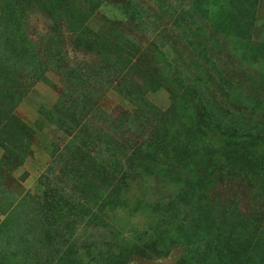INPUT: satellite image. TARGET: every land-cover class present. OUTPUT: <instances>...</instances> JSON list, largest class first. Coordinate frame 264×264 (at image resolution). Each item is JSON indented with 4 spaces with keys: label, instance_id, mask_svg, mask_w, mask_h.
Returning a JSON list of instances; mask_svg holds the SVG:
<instances>
[{
    "label": "rangeland",
    "instance_id": "obj_1",
    "mask_svg": "<svg viewBox=\"0 0 264 264\" xmlns=\"http://www.w3.org/2000/svg\"><path fill=\"white\" fill-rule=\"evenodd\" d=\"M60 1L62 5L57 0L30 5L29 0H0V264H72L71 254L84 253L95 239L101 245L98 224L124 240L129 254L124 264H178L182 259L189 264L184 258L188 246L177 231L181 204L174 202L172 217L164 215L181 187L178 180L172 177L174 183L167 187L156 179L149 193L144 185H129L126 205L111 202L104 211L99 207L112 187L104 185L97 200L88 181L102 174L101 166L117 167V184L128 168L127 157L154 142L151 132L162 129L161 119H169L176 106L181 115L199 123L198 93L213 97L220 110L234 112L223 101L226 74L240 85L236 110L264 131V0H258L250 42L207 26L211 61L186 45L183 36H193L180 23L181 1L164 0L176 10L160 17L157 0H138L143 9L136 20L130 18L125 0H103L97 8L86 0ZM53 7L63 8L58 23ZM79 36L118 42L122 49L108 55L116 63L105 61L104 51L79 44ZM248 45L250 64L244 60ZM66 66L74 69L71 75ZM70 76H78L80 85ZM125 82H133L144 98L138 101L120 91ZM142 100L148 102L145 110ZM198 123L191 134L185 129V142L199 147L204 140L209 158L220 152L224 160L226 150L219 146L218 135L206 147V130ZM234 166L206 184V202L212 204L220 228L228 231L237 223L235 234L250 242L264 234V170H254L249 180L237 174L238 160ZM153 190L163 200V210L135 206L145 195L151 203ZM94 195L86 215L82 209ZM231 201L237 205L227 211ZM165 217L170 218L168 227L160 224ZM77 218L86 220L72 225ZM89 218H95L94 229L86 226ZM246 221L249 226L244 228L240 224ZM93 264L108 263L103 258ZM256 264H264V255Z\"/></svg>",
    "mask_w": 264,
    "mask_h": 264
},
{
    "label": "trees",
    "instance_id": "obj_2",
    "mask_svg": "<svg viewBox=\"0 0 264 264\" xmlns=\"http://www.w3.org/2000/svg\"><path fill=\"white\" fill-rule=\"evenodd\" d=\"M29 1L31 2L30 5H32V2H39L40 0ZM86 1L92 3L93 7L97 8L103 0ZM178 1L184 4L180 15L182 20L180 23L188 26L185 27V34L189 33L193 36V39H190L189 36H183L186 45L192 47L205 60L206 57H209L210 61L212 60L208 55V47L206 45L207 40L210 39L207 30L209 24L212 27L214 26L216 31H219L221 34H233L242 37L247 42L251 41L250 32L255 22L258 0ZM57 2H60L57 3L58 5H62L60 0H57ZM157 2L163 12L160 14V17L166 15L169 9L176 10V7L167 3V1L157 0ZM125 3L130 18L132 20L139 18L143 9L139 1L125 0ZM39 6L47 8L44 4H40ZM55 10H58L57 15L54 17L56 23H58L59 19H61L60 14L63 8H54ZM50 11L52 12V9ZM85 39L83 36H79L78 43L85 45L86 48L92 51H104L103 56L106 57L105 61L111 65L116 63L117 59L110 58L108 55L113 52L118 53L119 51L117 50L122 49L118 45V42L106 41L97 37L95 41H85ZM248 46L249 48L247 49V54L244 55V60L250 64L252 50L250 45ZM66 69L67 75H71L74 72L73 68L66 66ZM93 71L95 72L94 76L100 75V72L96 69ZM226 75L223 78V89L221 90L224 94L223 101H226L228 106L230 104L234 108V112L229 107L224 109L225 111L220 110L217 108V103L213 97L206 98L202 93H198L196 96L197 101L202 107V121L199 119L198 123L194 121L195 118L181 115V111L179 112L180 107L176 106L174 111L177 113H172L169 119H161L162 129L160 131L155 129L154 132H151L153 136L155 135L154 142L148 144L147 149L138 147V151L127 157L128 168L120 175V179L116 180L117 184H115L117 167L101 166L100 170L102 174L95 175L93 179L88 181L95 192L94 194H98L96 195V197L98 196L97 200H101L100 198L103 197L101 193L104 185L112 187L111 192L103 199L104 203L99 207V210L104 211L107 209L108 203V205L112 202V205L118 206L120 204L123 206L124 202H128L125 190L128 189L129 185H144L148 187L147 192L149 193L156 179L158 182L160 180L167 187L170 183H174L173 178L178 180L176 183L181 185V187L176 193L174 201H169L167 204L165 208L167 214L164 215L172 217V210L175 206L174 202L181 204L183 212L181 211L180 214H183V217L177 227V231L182 243L188 246V253H186L184 258L188 259L187 262L189 264H256V262H260L261 257L264 255V237L262 236L264 234L260 233L257 239L254 237V244L253 237L250 242H247L240 235L235 234L237 223L231 227L232 230L231 228L228 231L227 229L223 230L220 228V224H218L215 217L216 215L211 209L212 204L206 202V192L208 191L206 184L215 182V177L221 173L222 169L230 170L231 167L234 169L235 161L238 160V163L240 162L241 165L237 174L244 175L249 180L255 177L254 170L259 171V173L264 170V131L261 128L259 129L253 123L254 121L252 122L251 118H242V113L236 110L241 96L240 91H238L240 85L234 75ZM70 77L75 79V84L80 85L78 82L80 78L78 76ZM119 89L131 98H138V101L144 98V95L140 96L139 92H137L133 82L128 84L127 82L122 83ZM186 93L183 95L184 99ZM175 96L177 97V94ZM203 97L206 98V101ZM249 98L251 97L247 94L245 100H249ZM140 104L144 110L148 107V102L146 101L140 102ZM249 115L253 116L252 113ZM196 123L199 124L200 130H206V147L207 142L214 135H218L220 138L219 146H222V150H226L224 160H222L220 152L215 156V159H210L208 156L210 152L206 153L205 151L204 140L199 147L189 146L188 142H185V137H183L185 129L190 132ZM198 133L199 137L202 133L200 131ZM154 192L153 190L152 196ZM145 196H140L139 198L142 199L135 206H139L144 211L152 210L154 213L163 210V200L160 196L154 195L152 200L148 198L151 203L145 201ZM92 199H95V195L89 199L86 208L82 209L86 215L91 212ZM236 205V201H231L225 208L229 211ZM75 206L78 208L77 204ZM78 220L85 221L86 218H77L72 225ZM93 222H95V218H89L86 221V226H92L94 229L96 225ZM160 224H162V227L165 225L168 227L170 218H163ZM240 225L247 228L249 223L246 221V224L242 222ZM99 226L100 224H98V230H100L101 234L99 235V238L102 240L101 245L95 239L92 243L86 245L84 253L71 254L68 261L72 264H93L96 259L106 258L108 264H124L129 256L128 253H125L127 248L123 244L124 240H117V237H119L117 234H109L112 231L111 229L102 227L103 230H101ZM103 243L104 245H102ZM134 247L136 248L135 245ZM178 264H185V261L182 259Z\"/></svg>",
    "mask_w": 264,
    "mask_h": 264
}]
</instances>
